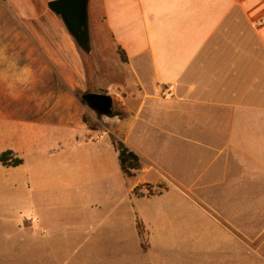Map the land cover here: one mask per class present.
Returning <instances> with one entry per match:
<instances>
[{"label":"crops","instance_id":"1","mask_svg":"<svg viewBox=\"0 0 264 264\" xmlns=\"http://www.w3.org/2000/svg\"><path fill=\"white\" fill-rule=\"evenodd\" d=\"M49 1L0 0V63H61V82L49 76L48 83L82 86L74 38ZM87 24L88 35L93 29L101 43L123 49L126 79L133 86L125 96L118 88L111 94L119 112L103 115L104 135L79 138L83 124L58 108L51 110L48 136L29 128L9 137L27 151L30 178L45 181L44 188L26 192L37 196L48 188V195L81 203L93 194L86 184L93 179L110 201L94 208L74 205L73 233L54 226L61 214L51 218L48 264H65L70 243L84 245L76 253L86 263L75 264H175L166 253L226 226L205 205L219 210L228 227L259 219L264 214V0H88ZM2 68L0 90L7 94H17L33 75L24 68L6 76ZM56 100L62 106L71 97L65 93ZM115 140L138 154L134 175L120 170ZM42 146L44 165L34 151ZM15 179L0 171V193L22 194L11 187ZM15 228L0 226V264H20ZM145 241L148 248L142 251Z\"/></svg>","mask_w":264,"mask_h":264},{"label":"rangeland","instance_id":"2","mask_svg":"<svg viewBox=\"0 0 264 264\" xmlns=\"http://www.w3.org/2000/svg\"><path fill=\"white\" fill-rule=\"evenodd\" d=\"M89 30V51H84L73 39L82 62L84 73L82 86L60 83L61 63H0L6 76H10L12 71L18 74L24 68L33 74L29 81L22 84L17 94H7L0 90V137L5 139V142L0 144V153L10 149L12 153L9 154V162L14 158H21V163L15 166L0 162V171L5 173L6 179L15 175L16 179L11 187L18 192L24 190L20 195L0 193V226L12 223L16 227L14 235L20 238V264H48V244H45V239L48 236V228L50 231L52 229V224L48 223L52 217L61 214V219L55 220L54 226L59 227L61 231L64 230L65 234L73 233L76 230L72 225L74 205L82 204L85 208L93 205L94 208L99 201L106 204L110 202L107 197L104 199L101 195L104 187L93 179L86 183L93 194L85 195L81 203L62 195H48V188L37 196L26 192L32 191L35 187L44 188L45 181L37 179L36 182L30 178L28 171L25 170L29 164L27 151L21 148L19 141L14 144L9 139L10 135L20 136L23 130L29 128L42 130L43 138L44 135L48 136V119H53L51 110L58 108H62L61 111L66 112L69 119H77L83 124L84 132L79 138L98 139L104 135L105 126L102 124L104 116L98 115L83 102L81 95L88 90H103L111 95L118 88V92L125 96L129 87L133 86L130 80L126 79L130 75L126 62L121 61L116 49L101 43L100 36L95 34V30ZM49 76L54 80L58 78L60 82L48 83ZM74 76L76 77V74ZM65 93L70 95L71 100L63 101L64 106H58L56 98L65 97ZM113 108L116 110L113 113L119 112L116 105H113ZM12 129L18 131L13 132ZM44 147L34 149L38 153L37 159L43 165L48 161ZM205 207L226 226L213 228L212 237H198L195 245L182 243L177 245L171 254L166 253L173 257L175 264H264L263 213H259L257 220L253 218L246 220L245 227L234 228L228 227L227 222L221 220L219 210L214 212L206 205ZM219 208L217 205V209ZM89 227H93V224ZM2 234L0 230V236ZM83 247L84 245L79 243L66 245L64 254L67 255V260L64 263L75 264L78 260V263H86V259L84 261L78 259L76 253L78 249L82 251ZM147 248L148 244L145 241L142 251Z\"/></svg>","mask_w":264,"mask_h":264},{"label":"water","instance_id":"3","mask_svg":"<svg viewBox=\"0 0 264 264\" xmlns=\"http://www.w3.org/2000/svg\"><path fill=\"white\" fill-rule=\"evenodd\" d=\"M87 1L50 0L47 5L55 14L61 17L77 45L89 51ZM81 98L98 115H110L112 113L113 99L108 93L86 91L81 95Z\"/></svg>","mask_w":264,"mask_h":264},{"label":"trees","instance_id":"4","mask_svg":"<svg viewBox=\"0 0 264 264\" xmlns=\"http://www.w3.org/2000/svg\"><path fill=\"white\" fill-rule=\"evenodd\" d=\"M84 51H86V50H84ZM116 51H117L121 61L127 62L128 59H127V56H126L125 52L123 51V49H121L120 47H117ZM88 91L105 92L103 90H88ZM81 100L83 102H85L82 98H81ZM112 113H113V110H112ZM113 147L117 151L118 164H119V167H120V170L122 171V173L126 176L134 175L136 170L140 166V160H139L138 154L135 151H133L132 149H130L122 140H115L113 142ZM11 153H12V151L10 149H6V150L2 151L0 153V162L4 165L9 164V165H13V166L20 164L21 158H14L11 162L8 161L9 160V154H11ZM145 186L150 190V187H151L150 184L146 183ZM137 189H138V186H136L133 189V192L137 193ZM138 231L140 234H142V228H141V225H139V224H138ZM142 238H143V234H142ZM143 244L144 243H142V246H143Z\"/></svg>","mask_w":264,"mask_h":264},{"label":"built area","instance_id":"5","mask_svg":"<svg viewBox=\"0 0 264 264\" xmlns=\"http://www.w3.org/2000/svg\"><path fill=\"white\" fill-rule=\"evenodd\" d=\"M261 22H263V20H261Z\"/></svg>","mask_w":264,"mask_h":264},{"label":"bare ground","instance_id":"6","mask_svg":"<svg viewBox=\"0 0 264 264\" xmlns=\"http://www.w3.org/2000/svg\"><path fill=\"white\" fill-rule=\"evenodd\" d=\"M2 182V181H1Z\"/></svg>","mask_w":264,"mask_h":264}]
</instances>
